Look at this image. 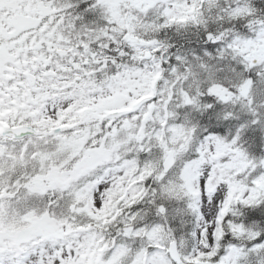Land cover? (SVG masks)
I'll use <instances>...</instances> for the list:
<instances>
[{
  "label": "snow or ice",
  "instance_id": "obj_1",
  "mask_svg": "<svg viewBox=\"0 0 264 264\" xmlns=\"http://www.w3.org/2000/svg\"><path fill=\"white\" fill-rule=\"evenodd\" d=\"M0 264H264V0H0Z\"/></svg>",
  "mask_w": 264,
  "mask_h": 264
}]
</instances>
